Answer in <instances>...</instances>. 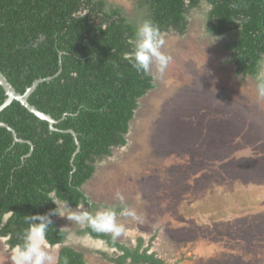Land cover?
Here are the masks:
<instances>
[{
	"label": "rangeland",
	"instance_id": "rangeland-1",
	"mask_svg": "<svg viewBox=\"0 0 264 264\" xmlns=\"http://www.w3.org/2000/svg\"><path fill=\"white\" fill-rule=\"evenodd\" d=\"M135 1L107 0L128 19ZM202 12H190L184 33L162 32L168 67L161 73L152 65L155 87L139 99L127 144L97 160L82 189L97 223L108 207L119 208L120 234L100 231L162 262L264 264V95L225 61L227 34L204 37ZM59 207L54 221L67 232L64 245L88 264H115V248L84 230L88 207ZM15 248L0 237V264H13ZM44 250L53 264L58 245L45 242Z\"/></svg>",
	"mask_w": 264,
	"mask_h": 264
},
{
	"label": "trees",
	"instance_id": "trees-1",
	"mask_svg": "<svg viewBox=\"0 0 264 264\" xmlns=\"http://www.w3.org/2000/svg\"><path fill=\"white\" fill-rule=\"evenodd\" d=\"M201 1L212 6L208 29L216 36H229L225 61L236 74L253 79L260 91L264 0H136L138 13L131 19L107 0H0V71L20 93L34 80L44 79L28 102L56 120L55 129H49L47 121L17 100L0 111V121L22 140L14 141L0 126V237L7 238L11 248L23 247L26 231L41 223L31 215L57 207L48 196L55 190L59 201L88 207L84 230L122 252L116 264H125L127 258L130 264H167L140 250V244L132 249L100 231L93 223L94 204L82 186L95 172L97 160L127 144L139 99L155 87L152 74L138 72L123 59L132 47L127 41L135 39L144 20L161 33H184L187 13ZM5 97L0 85V104ZM70 129L77 134V152ZM107 209L113 214L119 210ZM66 234L52 221L45 240L50 246L61 244ZM53 264L88 263L82 252L60 245Z\"/></svg>",
	"mask_w": 264,
	"mask_h": 264
},
{
	"label": "clouds",
	"instance_id": "clouds-1",
	"mask_svg": "<svg viewBox=\"0 0 264 264\" xmlns=\"http://www.w3.org/2000/svg\"><path fill=\"white\" fill-rule=\"evenodd\" d=\"M211 5L207 9L199 13L200 19L203 21L202 32L206 39L214 42L218 37L214 36L211 30L207 27V12L211 10ZM103 27H106L104 25ZM128 44L132 45L131 50L123 54V59L132 64L138 72H149L153 64L157 66L158 71L161 73L168 67L172 57L162 51L165 44L164 35L160 30L153 25L150 20H144L138 25L135 31V39H129ZM264 76V74H261ZM261 94L264 95V83L259 85ZM49 201L56 204L57 207L51 209L45 214L31 215L32 220H39L41 223L32 225L25 233V243L23 247H17L12 250L11 259L13 264H51L53 257L44 250L45 242V229L47 224L52 223L50 217L52 215L62 216V209L59 207V201L56 198L55 190L48 193ZM87 216V213H84ZM69 219L80 220V216H71ZM99 223L93 221L97 227L110 230L116 235H119L121 229L115 225L113 213L107 212L99 217ZM58 248L61 244H56ZM50 246V245H49ZM53 246V247H54Z\"/></svg>",
	"mask_w": 264,
	"mask_h": 264
},
{
	"label": "water",
	"instance_id": "water-1",
	"mask_svg": "<svg viewBox=\"0 0 264 264\" xmlns=\"http://www.w3.org/2000/svg\"><path fill=\"white\" fill-rule=\"evenodd\" d=\"M42 80L44 79L34 80L33 83L29 87H27L23 93H20L15 90V88L11 85V83L8 81L5 75L0 71V85L2 86L6 96L4 101L0 104V111L4 109L7 105H9L13 100H17L29 112L33 113L38 118L47 121L49 125V129L51 130L55 129L54 124L56 123V120L50 114L40 111L34 105H31L28 102L29 95L34 91L38 83L41 82ZM0 126L7 128L12 133L14 141H22L21 139L17 138L15 131L11 127H9L6 123L0 121ZM68 131L73 135L76 144L75 152H77L79 150V142L77 140V134L71 129Z\"/></svg>",
	"mask_w": 264,
	"mask_h": 264
},
{
	"label": "flooded vegetation",
	"instance_id": "flooded-vegetation-1",
	"mask_svg": "<svg viewBox=\"0 0 264 264\" xmlns=\"http://www.w3.org/2000/svg\"><path fill=\"white\" fill-rule=\"evenodd\" d=\"M115 6V5H114ZM116 6H118V7H120L121 9H122V13H123V15L124 16H129V14H127L125 11H124V9H123V7L121 6V5H116ZM198 6H200L201 7V9H202V11H205L206 9H207V7H208V4L205 2V1H201L199 4H198ZM195 9V8H194ZM193 9H191L190 10V12L192 11ZM138 10H134L133 11V13H131V15H133V14H135V13H138L137 12ZM144 11V10H143ZM145 12H146V10H145ZM190 12H188L187 13V15L186 16H188L189 14H190ZM209 12V11H208ZM208 12H207V14H208ZM140 13H142V12H140ZM144 14V13H143ZM86 195V194H85ZM59 201V200H58ZM59 202H61V203H64V202H62V201H59ZM64 204H67V203H64ZM84 205V204H83ZM113 209H118V207H114ZM56 217V216H55ZM50 219L53 221V222H55L54 221V217H50ZM56 223V222H55ZM57 225H58V227L60 228V229H62L60 226H59V224L57 223ZM62 230H64V229H62ZM109 234H112V233H109ZM112 237H113V240H114V235H112ZM115 241V240H114ZM116 242H118V241H116ZM118 243H120V242H118ZM108 245H109V243H107ZM120 244H123V243H120ZM124 245V244H123ZM110 246V245H109ZM125 246V245H124ZM110 247H112V248H115V251L119 254L117 257H114V259H118L121 255H122V252L120 251V250H118L115 246H110ZM140 250H141V248H140ZM148 253V252H147ZM148 254H153L154 255V253H148ZM155 256V255H154ZM156 257V256H155ZM233 261V260H232ZM130 262H131V260H130V258H127L126 259V261H125V263H128V264H130ZM113 263H115V261H113ZM163 263H169V262H167V261H163ZM116 264V263H115ZM169 264H173V263H169ZM231 264H234V262H232Z\"/></svg>",
	"mask_w": 264,
	"mask_h": 264
}]
</instances>
